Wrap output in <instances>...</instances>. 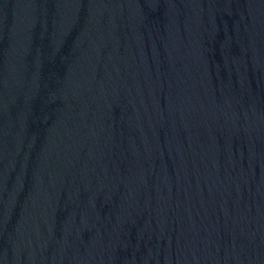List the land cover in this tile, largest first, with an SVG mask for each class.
Instances as JSON below:
<instances>
[{
  "label": "water",
  "instance_id": "water-1",
  "mask_svg": "<svg viewBox=\"0 0 264 264\" xmlns=\"http://www.w3.org/2000/svg\"><path fill=\"white\" fill-rule=\"evenodd\" d=\"M0 264H264V0H0Z\"/></svg>",
  "mask_w": 264,
  "mask_h": 264
}]
</instances>
